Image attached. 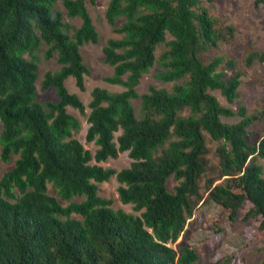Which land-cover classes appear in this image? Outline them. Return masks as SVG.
<instances>
[{
    "label": "trees",
    "instance_id": "1",
    "mask_svg": "<svg viewBox=\"0 0 264 264\" xmlns=\"http://www.w3.org/2000/svg\"><path fill=\"white\" fill-rule=\"evenodd\" d=\"M90 2L96 0H0V157L16 156L0 177V264H198L197 249L171 243L202 197L211 166L206 133L220 142V174L207 178L208 198L233 218L250 203L243 220H258L264 232V135L250 131L264 109L236 111L211 92L221 90L230 103L240 96L244 71L227 72L237 61L210 55L236 28L201 0H111L106 17L118 36L104 46L114 68L106 80L123 90H92L87 140L98 146L94 154L76 136L82 121L69 111L87 115V105L66 83L74 77L84 90L91 72L82 46L99 42L100 33ZM42 51L61 65L42 80L44 89L55 88L56 101L38 98ZM256 60L264 62V51H248L246 65ZM156 65V77L172 87L141 94L144 74ZM236 115L238 122L222 119ZM126 151L129 167L99 164ZM113 176L121 200L140 214L100 194L99 184ZM172 177L179 181L174 191Z\"/></svg>",
    "mask_w": 264,
    "mask_h": 264
},
{
    "label": "rangeland",
    "instance_id": "2",
    "mask_svg": "<svg viewBox=\"0 0 264 264\" xmlns=\"http://www.w3.org/2000/svg\"><path fill=\"white\" fill-rule=\"evenodd\" d=\"M111 0H96L89 3V9L94 19V23L100 33V40L97 43H86L82 46L85 62L90 69V74L86 75V88L81 89L74 77H69L66 81L68 88L79 94L87 105V115H82L77 109L69 107V111L79 117L82 121V129L76 136L84 143L87 149L94 154L97 145L94 141L87 140V132L90 126L88 114L91 111L89 106L92 100V90L97 87H105L110 90H123L122 86L111 84L106 80L114 68L105 61L104 46L111 37L118 36L113 27L109 24L106 11ZM211 15L223 19L225 25H232L236 28L235 37L232 40L222 42L220 46L211 51L210 55H224L227 59L233 58L237 61V66L233 70H227L231 75L236 70L244 71L242 84L240 86V96L235 103H230L222 94L221 90L211 92L218 97L220 102L232 107L236 111L241 105L248 108L249 112L256 113L264 109V62L256 60L251 66H247L245 56L250 50L264 51V0H201ZM59 7L65 11L62 1ZM65 20L73 26H80L82 20L70 18L65 15ZM47 46H44V50ZM164 47H159L158 56ZM39 65V79L37 82L38 98L41 102L47 100H58L55 88L48 90L42 87L44 73L48 70L60 68L57 56L47 58L44 51L41 52ZM225 69V65L221 66ZM160 68L156 65L148 73H145L140 85L139 92L145 93L151 86L171 88L173 83H164L156 77ZM139 107V102L135 101ZM226 122H238L239 115L233 117L223 116ZM252 133L264 135V118L257 120L251 127ZM118 132L117 135H120ZM207 143L210 149L208 154L211 162L208 175L201 180V199L198 201L194 215L188 220L184 233L176 243H171L173 247L181 250L183 246H189L198 250L200 258L198 264H264V232L259 230L258 220L244 221L245 212L251 207L247 203L245 209L233 218L230 211L223 208L220 204L208 198L207 178L219 177L218 157L216 148L220 144L206 133ZM16 159V156L13 158ZM14 160L5 162L0 157V177L14 166ZM133 159L128 151L120 153L117 158H109L99 164L111 167L118 171L129 167ZM264 164V159L261 160ZM95 162V161H94ZM218 179L216 183L221 182ZM179 183L175 178H170L168 187L174 191ZM121 183L116 176L109 181L99 184L100 194L104 197L113 199L114 208H122L134 214H140L133 204L124 203L119 194Z\"/></svg>",
    "mask_w": 264,
    "mask_h": 264
}]
</instances>
